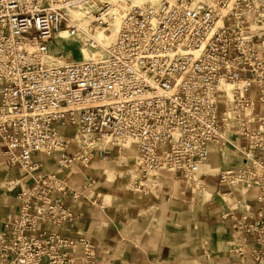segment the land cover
Masks as SVG:
<instances>
[{"label":"built area","instance_id":"2783aa9c","mask_svg":"<svg viewBox=\"0 0 264 264\" xmlns=\"http://www.w3.org/2000/svg\"><path fill=\"white\" fill-rule=\"evenodd\" d=\"M55 37L90 57L55 54ZM212 144L245 159L220 184L264 204V0H0V173L25 178L10 182L17 212L0 222V264H95L89 241L41 229L74 221L54 202L81 199L72 167L135 146L132 192L149 196L165 172L204 189ZM42 159L56 170L40 173ZM258 215L239 231L264 264V207Z\"/></svg>","mask_w":264,"mask_h":264},{"label":"crops","instance_id":"0c3cea01","mask_svg":"<svg viewBox=\"0 0 264 264\" xmlns=\"http://www.w3.org/2000/svg\"><path fill=\"white\" fill-rule=\"evenodd\" d=\"M227 136L244 144L233 132ZM209 152L198 177L204 189L165 172L147 197L129 189V166H122V158L98 159L85 168L74 166L66 178L82 192L81 199L54 198L74 212V221L64 226L43 223L41 229L89 241L95 264H256L249 255L256 237L241 233L239 227L254 224L264 204L255 189H228L220 184L222 173L245 164L234 147L220 151L219 144H212ZM130 157L129 163L135 151L127 152ZM42 160L40 173L56 170L54 160ZM21 179L25 178L19 171L0 173L1 224L17 212V191L10 189V182ZM75 252L77 257L83 254L81 248Z\"/></svg>","mask_w":264,"mask_h":264},{"label":"rangeland","instance_id":"374dc122","mask_svg":"<svg viewBox=\"0 0 264 264\" xmlns=\"http://www.w3.org/2000/svg\"><path fill=\"white\" fill-rule=\"evenodd\" d=\"M52 47L53 50L55 52V54L59 55V54H64L71 56V58L77 62L82 61V55L85 54L86 52H82L81 54V48L80 46H78V44H76L74 41L71 40H65V41H61L58 39V37H55L54 40L52 41ZM89 54V53H88ZM224 111V108H221V113ZM233 132V130H230L228 132V135H231ZM71 136L72 133L68 132L67 136ZM135 151V146H133L131 148V153H134ZM131 157L124 159H121L122 162V166H133L135 159L133 161H131V163H129ZM14 193V192H13Z\"/></svg>","mask_w":264,"mask_h":264},{"label":"bare ground","instance_id":"6f19581e","mask_svg":"<svg viewBox=\"0 0 264 264\" xmlns=\"http://www.w3.org/2000/svg\"><path fill=\"white\" fill-rule=\"evenodd\" d=\"M84 56H85L86 58H89V57H90V55H89L87 52L84 54Z\"/></svg>","mask_w":264,"mask_h":264}]
</instances>
